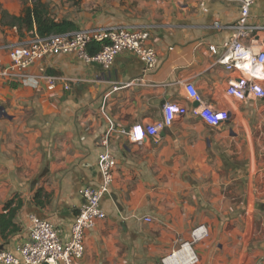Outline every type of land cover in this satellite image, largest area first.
<instances>
[{
    "label": "crops",
    "instance_id": "crops-1",
    "mask_svg": "<svg viewBox=\"0 0 264 264\" xmlns=\"http://www.w3.org/2000/svg\"><path fill=\"white\" fill-rule=\"evenodd\" d=\"M44 1L78 29L148 28L157 63L148 70L123 52L104 68L58 54L40 60L24 80L0 73V214L9 199L21 200L19 230L0 234V248L14 250L27 240L33 215L51 221L67 241L81 190L102 181L98 156L107 149L117 160L115 180L101 198L107 216L87 231L80 264H164L184 243L195 260L184 263L183 249L179 264H264V98L226 94L240 73L264 85V65L228 71L218 60L240 4L206 0V11L200 0H68L73 7L58 13ZM22 4L0 0L16 15ZM250 22L264 25V0L255 1ZM28 35L0 24V67L8 62L1 47ZM256 40L264 48V33ZM40 70L68 78L70 88L61 80L53 90L45 81L36 86ZM186 83L228 118L212 124L198 114L202 107L188 98ZM167 102L185 105L186 113L175 115L157 140H132L130 128L162 120ZM200 226L208 235L193 241Z\"/></svg>",
    "mask_w": 264,
    "mask_h": 264
},
{
    "label": "built area",
    "instance_id": "built-area-1",
    "mask_svg": "<svg viewBox=\"0 0 264 264\" xmlns=\"http://www.w3.org/2000/svg\"><path fill=\"white\" fill-rule=\"evenodd\" d=\"M240 4L239 18L234 24L226 25L233 34L223 43V54L218 59L228 71H239L241 64L250 66L264 65V48L257 44L256 38L264 33V25L251 21V8L256 0H230ZM204 10H208L206 0H200ZM215 26L222 28V24L215 22ZM151 32L148 28L128 25H108L79 28L70 32L53 34L42 37L36 33L16 42L6 43L1 48L6 51L8 62L0 67V73L8 80H19L28 77L31 68L38 66L40 60L58 54H74L85 62H95L104 68L113 65L117 56L123 52L132 53L146 63L148 70H153L157 63V52L149 41ZM96 41L101 44L99 51L90 53L88 45ZM217 52L215 46H211ZM44 70V69H43ZM33 76V83L39 86L45 81L47 88H56L59 80L64 81V86L69 89V79L57 77L45 71ZM185 89L188 98L200 103V110L195 109L204 119L212 124H218L228 118L227 111L214 110L204 104L200 94L192 83H186ZM226 94L239 100L246 101L250 98H264V85L253 78L251 73H240L230 79ZM187 111L185 105L167 102L163 105L164 118L153 123H138L129 130L131 139L136 142L157 140L160 131L170 123L175 115H183ZM112 124V121L109 119ZM113 126L111 125L110 131ZM103 145H108V137L103 140ZM117 160L106 149L98 156V168L102 177L99 186H87L81 190L83 203L75 216L70 229V236L64 241L58 228L48 219L37 215L31 216L29 238L21 242L14 250L0 248V264H80V259L85 253L86 233L97 222L106 218L107 214L101 205L102 196L107 193L115 180ZM151 221L150 217H146ZM208 231L204 226L192 231V240L206 237ZM188 243L178 249L172 256L163 259L164 264H177L176 258L184 249L182 261L186 257L195 260V254L188 253ZM190 251V250H189Z\"/></svg>",
    "mask_w": 264,
    "mask_h": 264
},
{
    "label": "trees",
    "instance_id": "trees-1",
    "mask_svg": "<svg viewBox=\"0 0 264 264\" xmlns=\"http://www.w3.org/2000/svg\"><path fill=\"white\" fill-rule=\"evenodd\" d=\"M0 24L14 27L21 36H24V32H28L29 34L36 33L39 36L46 37L78 29L73 20L57 18L50 3L44 0H34L32 4L24 2L19 15L12 14L0 6ZM100 48L101 44L96 41H92L88 45L90 53H95ZM39 193L36 194L35 199H38ZM20 206L21 200H17V196L12 197L5 203L4 210L0 214V234L3 238L19 230L14 218Z\"/></svg>",
    "mask_w": 264,
    "mask_h": 264
},
{
    "label": "rangeland",
    "instance_id": "rangeland-1",
    "mask_svg": "<svg viewBox=\"0 0 264 264\" xmlns=\"http://www.w3.org/2000/svg\"><path fill=\"white\" fill-rule=\"evenodd\" d=\"M23 1L24 2H26V1H28V0H21V4L23 3ZM68 0H50V2H52V4H53V7H54V9L59 13L60 11H63V12H66V7L67 6H70V8L71 7H73L71 4L70 5H68L67 2ZM29 3H33L34 2V0H32L31 2L30 1H28ZM22 5H24V3L22 4ZM14 6V5H13ZM18 7V6H17Z\"/></svg>",
    "mask_w": 264,
    "mask_h": 264
},
{
    "label": "bare ground",
    "instance_id": "bare-ground-1",
    "mask_svg": "<svg viewBox=\"0 0 264 264\" xmlns=\"http://www.w3.org/2000/svg\"><path fill=\"white\" fill-rule=\"evenodd\" d=\"M181 252H182V250H181ZM181 252L178 254V257L181 255ZM189 252H190V251H189ZM189 252H188V253H189ZM178 257H177V258H178ZM177 258H176V263L179 264V263H178L179 261L177 260ZM187 262H189V260L185 258V262H184V263H187Z\"/></svg>",
    "mask_w": 264,
    "mask_h": 264
},
{
    "label": "water",
    "instance_id": "water-1",
    "mask_svg": "<svg viewBox=\"0 0 264 264\" xmlns=\"http://www.w3.org/2000/svg\"><path fill=\"white\" fill-rule=\"evenodd\" d=\"M63 264V263H62Z\"/></svg>",
    "mask_w": 264,
    "mask_h": 264
}]
</instances>
